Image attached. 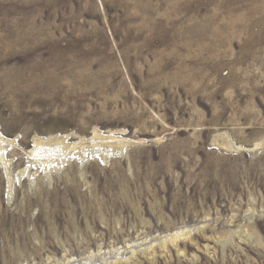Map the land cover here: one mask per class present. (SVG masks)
<instances>
[{
	"label": "rangeland",
	"instance_id": "374dc122",
	"mask_svg": "<svg viewBox=\"0 0 264 264\" xmlns=\"http://www.w3.org/2000/svg\"><path fill=\"white\" fill-rule=\"evenodd\" d=\"M0 264H264V0H0Z\"/></svg>",
	"mask_w": 264,
	"mask_h": 264
},
{
	"label": "bare ground",
	"instance_id": "6f19581e",
	"mask_svg": "<svg viewBox=\"0 0 264 264\" xmlns=\"http://www.w3.org/2000/svg\"><path fill=\"white\" fill-rule=\"evenodd\" d=\"M104 147L98 148L100 151H104L105 149H103Z\"/></svg>",
	"mask_w": 264,
	"mask_h": 264
}]
</instances>
